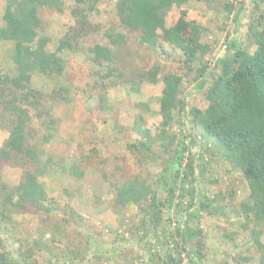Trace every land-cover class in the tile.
Masks as SVG:
<instances>
[{
  "label": "rangeland",
  "instance_id": "374dc122",
  "mask_svg": "<svg viewBox=\"0 0 264 264\" xmlns=\"http://www.w3.org/2000/svg\"><path fill=\"white\" fill-rule=\"evenodd\" d=\"M117 1L99 3L90 15L92 28L79 33L78 43L71 50L58 51V47L69 29L78 25L73 15L78 5L73 0H64L63 12L46 7L40 10L43 32L50 37L48 51L59 53L65 69L60 76L35 74L31 87L44 92L49 100L43 107L57 120L58 133L46 149L57 159L65 158L68 172H49L40 178L48 197L45 205H50V211L26 204L23 213L14 214L16 225L12 234L0 233L3 248L14 258L21 247L29 250L31 264H149L144 261L151 251L142 240L143 233L136 230L142 220L140 205L118 203V188L114 185L141 177L153 191L160 188L159 200L166 201L169 186L163 183L159 187V181L170 154L155 143L153 151L160 156L159 162L135 155L129 146L148 139L136 130L135 124L150 129L152 138L161 131L164 77L170 75L182 77L180 96L187 104L191 129L193 119L188 112L192 107L204 110L208 101L206 89L197 85L201 66L188 65L184 53L162 39L163 47L158 51L143 44L140 32L122 25L116 11ZM236 1L191 0L182 8L174 6L168 13V29L178 22L184 9L188 11L187 21L205 28L202 41L212 47L205 58L208 66L205 77L212 78L217 73L214 61L226 53L229 41H235L250 53L256 50L255 37L249 34L251 20L256 17L255 0H239L244 2L246 10L238 19L237 14L225 10L226 3ZM6 6L7 0H0V29L5 26ZM112 32L122 35L124 42L113 46L107 36ZM97 44L116 50L118 59L112 64L95 62L91 48ZM13 49L12 42L0 41V66L11 76L16 74ZM156 68L158 77L153 83L149 75ZM53 89L58 93H53ZM32 112L35 117L28 130L34 138L30 140L40 146L38 141L45 131L42 120ZM182 116L177 115L176 121L180 123L171 128L180 140L187 125ZM8 137L9 131L0 128V147ZM209 145L202 153L204 163L208 162V172L196 183L186 180V184L182 182L185 180L182 172L172 205L163 209L161 227L150 233L161 242V252L166 254L168 226L173 220H188L190 228L202 232L204 262L200 264H259L262 253L253 244L254 226L246 227L244 205L250 196L248 183L239 170L230 169L232 166L223 158L220 146ZM184 156L183 171L192 157L189 151ZM67 157L77 160L82 175L73 174ZM25 169L22 164L6 165L0 172V192L2 186L16 188L23 180ZM200 190L208 208L201 210L199 217L189 218L193 211L190 205L198 202ZM151 199L149 196L148 200ZM57 224L62 227V235L58 237L61 244L50 243L52 253L48 255L37 247L36 241L43 239L49 244L52 234L43 236V233ZM72 253L78 258L72 259ZM136 256L142 258L137 260Z\"/></svg>",
  "mask_w": 264,
  "mask_h": 264
},
{
  "label": "trees",
  "instance_id": "16d2710c",
  "mask_svg": "<svg viewBox=\"0 0 264 264\" xmlns=\"http://www.w3.org/2000/svg\"><path fill=\"white\" fill-rule=\"evenodd\" d=\"M78 7L73 10L78 25L69 29L64 39L59 42L58 51L71 50L78 43V35L87 28H92L90 15L97 9L102 0H73ZM191 0H118L116 11L122 25L141 33V41L154 51L163 47L161 39L179 50L186 56L188 65L199 64L200 89H206L208 106L202 110L192 107L188 112L193 119V129L189 125L187 104L181 98L182 77L170 75L164 77L165 88L161 97L162 116L161 131L152 138L150 129H145L138 122L136 130L146 135L145 141L130 145V150L142 160L157 163L160 156L153 151L155 143L170 154V161H166V168L161 174L159 187L163 183L169 186V198L165 201L159 200V189L153 191L152 187L135 177L122 185L116 184L118 188V203L127 206L129 204L140 205L142 220L136 230L143 233L142 240L150 254L147 261L149 264H184L178 251L180 245L177 237H180L182 248L187 251L189 261L187 264H200L204 262V240L202 232L196 228H190L188 220H184L183 227L170 224L167 228L168 245L169 240L174 241V252L163 254L161 242L150 233L159 230L162 225L163 209L170 207L176 192V185L180 182L182 172L184 179L196 183L208 172V162L204 163L203 150L210 144L220 146L223 150V158L232 167L231 170H239L247 181L250 196L244 205L247 220L253 224L251 230L253 244L262 253L259 264H264V242L262 235L264 230V0H255L253 10L256 17L251 20L249 34L255 37L256 50L250 53L242 49L235 41L230 42L227 51L217 56L214 68L217 71L212 78L205 77L208 66L205 58L212 47L202 41L205 28L196 22L187 21V9L182 10L178 22L170 29L166 27V18L171 9L176 6L182 8ZM239 5V6H237ZM64 0H7L4 13L5 26L0 29V41H10L14 44L13 65L16 74L11 76L0 66V128L9 131V137L0 147V172L6 165L22 164L26 167L22 182L14 189L2 186L0 192V233L12 234L16 225L15 215L26 210V204L38 206L50 211L47 202V192L40 181L41 177L49 172L56 174L67 173L65 159H57L56 155L50 154L46 149L57 136V120L51 111L45 109L44 104L49 103L46 94L40 90L32 89L31 82L35 74L45 76H60L63 74L65 65L63 58L57 52H49L48 45L50 37L43 32V21L39 16L42 8L55 9L63 12ZM225 10L228 14L238 15L244 12L243 1L226 3ZM111 44L118 46L124 42L120 34L108 33ZM229 39V38H228ZM94 61L100 64L104 61L108 64L114 63L117 58L116 50L102 45L91 48ZM158 69L150 71L149 79L157 82ZM53 93H58L53 89ZM42 120L44 133L40 146L32 144L31 131L28 130L35 116ZM177 115L182 116L187 123L184 127L182 140L171 128L179 124ZM182 133V132H180ZM143 151L146 154H143ZM191 153L190 162L183 171V160L185 153ZM151 152V154H149ZM214 154V152H212ZM149 157V158H148ZM145 158V159H144ZM73 174L82 175L77 160L69 159ZM58 167V169H55ZM210 167V166H209ZM172 180L171 182H169ZM4 193V194H3ZM151 196V201L148 200ZM197 203L190 207V217H199L201 210L208 208V204L202 198L201 190L198 192ZM196 205V206H195ZM195 206V207H194ZM65 222H68L65 220ZM69 223V222H68ZM167 227V226H166ZM59 224L45 230L53 236L49 244L43 239L36 241L37 247L46 254L52 253L51 244H58L61 234ZM59 234V235H58ZM1 236V235H0ZM50 236V237H51ZM61 244V242H60ZM165 245V243H164ZM3 239L0 237V264H31L29 250L24 251L21 247L18 256L13 257L4 248ZM5 247V246H4ZM161 249V251L158 249ZM179 253V254H178ZM178 254V255H177ZM69 257L70 255L67 254ZM72 259L78 258L71 254ZM137 260L142 258L136 256ZM135 259V258H134ZM136 263V260H135Z\"/></svg>",
  "mask_w": 264,
  "mask_h": 264
},
{
  "label": "built area",
  "instance_id": "2783aa9c",
  "mask_svg": "<svg viewBox=\"0 0 264 264\" xmlns=\"http://www.w3.org/2000/svg\"><path fill=\"white\" fill-rule=\"evenodd\" d=\"M172 225H173L174 230H175L176 227H180L181 228V226L183 227V225H184V220H182V221L173 220V224ZM177 239L180 242V245L178 246V251L180 253L181 258L184 261V264H187V262H188V260H187V258H188L187 251H185L184 248H182L183 243H181L179 236L177 237ZM175 245H177V244L174 241L169 240V245H168L169 252H174L175 251ZM158 249L161 251V249L159 247H158Z\"/></svg>",
  "mask_w": 264,
  "mask_h": 264
},
{
  "label": "clouds",
  "instance_id": "9594fccd",
  "mask_svg": "<svg viewBox=\"0 0 264 264\" xmlns=\"http://www.w3.org/2000/svg\"><path fill=\"white\" fill-rule=\"evenodd\" d=\"M171 224H173V221L171 222Z\"/></svg>",
  "mask_w": 264,
  "mask_h": 264
}]
</instances>
